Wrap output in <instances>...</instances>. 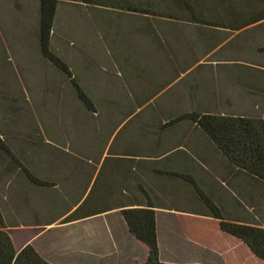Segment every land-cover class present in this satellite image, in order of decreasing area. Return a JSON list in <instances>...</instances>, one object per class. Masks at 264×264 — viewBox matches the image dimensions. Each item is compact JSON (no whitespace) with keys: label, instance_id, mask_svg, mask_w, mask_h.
<instances>
[{"label":"rangeland","instance_id":"374dc122","mask_svg":"<svg viewBox=\"0 0 264 264\" xmlns=\"http://www.w3.org/2000/svg\"><path fill=\"white\" fill-rule=\"evenodd\" d=\"M38 19L39 0H0L4 223L54 217L93 181L91 195L109 191L99 207L150 202L164 232L165 208L209 214L188 175L225 221L264 229V182L189 119L171 123L264 119V0H56L49 51L68 73L41 54Z\"/></svg>","mask_w":264,"mask_h":264},{"label":"crops","instance_id":"0c3cea01","mask_svg":"<svg viewBox=\"0 0 264 264\" xmlns=\"http://www.w3.org/2000/svg\"><path fill=\"white\" fill-rule=\"evenodd\" d=\"M101 166V165H100ZM68 180L72 173H59ZM94 171L91 180L97 178ZM111 176V173H107ZM90 181L82 197L61 196L71 200V208L43 220H31L32 213L21 216L14 225H5L15 250L31 246L49 264H143L147 247L129 233L121 215L124 209H135L132 202L121 197L119 205L98 206V196L91 195ZM54 187L57 189L58 185ZM62 195L63 192L58 189ZM111 193V192H110ZM126 192L121 191V195ZM91 205L78 214L76 211L88 201ZM97 196V197H96ZM71 204V203H70ZM167 225L160 231L155 213V232L158 259L164 264H264L240 240L220 231L218 221L202 210L165 208ZM30 211V210H29ZM28 211V212H29ZM215 221L217 222L215 224Z\"/></svg>","mask_w":264,"mask_h":264},{"label":"trees","instance_id":"16d2710c","mask_svg":"<svg viewBox=\"0 0 264 264\" xmlns=\"http://www.w3.org/2000/svg\"><path fill=\"white\" fill-rule=\"evenodd\" d=\"M56 10V0H39L38 39L41 54L61 71L68 73L66 66L49 51V37ZM79 99L88 107L90 102L82 90L75 85ZM189 119L195 123L213 143L221 156L234 169L264 182V119L244 117H224L213 115L184 114L171 123ZM0 148L8 150L1 144ZM183 178L192 185L203 200L209 216L218 221L220 231L228 234L247 246L258 259L264 260V229L235 222L225 221L219 208L204 196L191 176ZM31 181L40 184L36 178ZM121 215L129 233L148 249L147 260L143 264H164L158 259L155 232V216L150 202L145 208L124 209ZM0 264H49L29 245L16 251L6 233L0 212Z\"/></svg>","mask_w":264,"mask_h":264}]
</instances>
